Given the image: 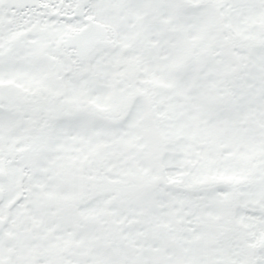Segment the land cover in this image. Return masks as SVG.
I'll return each mask as SVG.
<instances>
[{
  "label": "snow or ice",
  "instance_id": "1",
  "mask_svg": "<svg viewBox=\"0 0 264 264\" xmlns=\"http://www.w3.org/2000/svg\"><path fill=\"white\" fill-rule=\"evenodd\" d=\"M0 264H264V0H0Z\"/></svg>",
  "mask_w": 264,
  "mask_h": 264
}]
</instances>
